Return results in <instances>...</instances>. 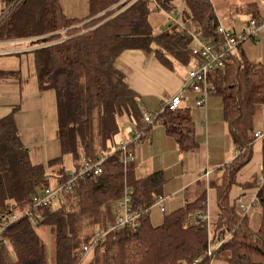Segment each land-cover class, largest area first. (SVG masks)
I'll list each match as a JSON object with an SVG mask.
<instances>
[{
	"label": "trees",
	"instance_id": "1",
	"mask_svg": "<svg viewBox=\"0 0 264 264\" xmlns=\"http://www.w3.org/2000/svg\"><path fill=\"white\" fill-rule=\"evenodd\" d=\"M3 1L0 41L27 40L32 47L15 54H32L39 91L54 93L61 154L47 164L34 162L14 113L0 118V223L10 220L1 232L0 264H264V179L244 185L256 190L251 208L259 210L257 228L250 210L242 212L231 198L239 173L254 154V122L264 106V61L249 59L240 45L224 66L210 73L215 86L210 97L222 100L238 154L214 170L209 189L174 210L165 207L161 223L155 224L151 210L164 197L169 178L163 170L139 176L135 165V146L148 137L153 124L165 128L181 154L200 144L191 109L183 102L160 113V108L146 110L156 117L145 121L139 95L117 67L120 56L140 49L167 67L189 68L195 55L188 31H201L206 40L219 39L213 2L183 0L195 24L192 30L178 22L156 30L153 13L173 10L177 0H88L89 14L82 18L68 16L60 0ZM249 19L260 20L256 14ZM21 76V69H0V81L20 82ZM120 117L134 126L130 137L142 131L126 151L115 139ZM68 154L75 161L73 169L64 164ZM101 158L102 172L77 178L63 198L33 209V199L65 183L83 159ZM262 171L264 177V143ZM213 190L218 213L208 227L197 220V213L209 211ZM126 195L133 210H143L140 217L94 242L95 231L114 223L118 202ZM29 208L31 216L21 214ZM14 214L20 216L11 220ZM40 226L53 228L50 250ZM85 245H90L87 253Z\"/></svg>",
	"mask_w": 264,
	"mask_h": 264
},
{
	"label": "crops",
	"instance_id": "2",
	"mask_svg": "<svg viewBox=\"0 0 264 264\" xmlns=\"http://www.w3.org/2000/svg\"><path fill=\"white\" fill-rule=\"evenodd\" d=\"M211 1L219 22L236 33L241 32L244 24L254 14L264 20V0H225L226 7L220 9L217 5L219 0ZM0 2L3 9L4 1L0 0ZM60 2L68 16L82 18L89 14L88 0H60ZM252 40L251 42L242 43L240 50H243L245 55L251 60L264 61V33L261 38L257 37ZM30 48L32 47L28 46L27 40L0 41V56L15 54ZM117 67L127 76L129 85L139 95L140 108L149 111L159 109L166 98H169L180 89L187 71V68L178 64H175L174 68L167 67L154 54H146L140 49L124 51L120 56ZM21 91L20 84L16 81H0V118L14 113L21 140L30 150L32 160L34 161V157L40 158L47 164L49 160L59 156V150L61 154L57 133L58 128L53 133H49V137H47L46 121L39 109L41 102L37 100L38 96L22 99ZM21 101L26 103L32 111L30 115L31 121L29 125L23 127L22 131L20 126L24 125V120L17 113ZM195 102V93L188 92L183 95V103L191 109L196 124L197 139L200 144L198 149L181 154L174 138H172L174 142L169 140L171 136L167 135L165 128L163 127L164 136H162L160 131L156 127L153 128V126L147 137L149 140L145 141L144 139L142 143L140 142L135 146V165L139 176L147 175L156 170H163L169 178L164 189L166 211L168 208L171 211L184 205L188 201L189 190L195 185L200 188L193 192V199L199 197L205 189H209V180L215 176L214 170L229 163L238 154L230 136L228 125L223 118L221 98L211 96L205 106H197ZM218 110L222 112L221 116H218ZM126 119L130 122L129 118L126 117ZM133 127L130 122L129 128H125L127 131H123L120 140L126 138V136L128 137ZM254 129L255 133L260 132L263 134L260 129L255 127ZM155 133L159 134L158 141ZM49 138H53L55 143V147H51V152L48 146ZM258 139L261 138L255 140L254 148ZM33 146H41V153H33L31 149ZM45 146H47V150ZM157 148H161L160 152L165 153H160L162 158H159L158 162L157 159H152L153 156L148 155L150 150H157ZM71 157L73 158V156ZM198 157L204 160L200 166L197 163L195 164ZM253 160H255V165L251 166L250 164ZM74 162L73 159V165ZM251 162L241 170L237 177V184L234 185L238 188V191L234 197L231 195V198L237 206H240L241 203L248 204L255 196L256 190L245 188L244 185L261 178L263 175L262 149L259 158H255L253 154ZM204 166L206 167L202 171ZM204 181L206 188L202 189ZM248 199L250 200L248 201ZM208 203L210 205V197ZM157 207L155 206L151 210V218L153 223L160 224L163 216L158 220L153 219L154 211ZM210 209L216 217L218 209H212L211 205ZM255 209L257 208H251L249 214L251 215ZM156 211L162 212L161 209Z\"/></svg>",
	"mask_w": 264,
	"mask_h": 264
},
{
	"label": "built area",
	"instance_id": "3",
	"mask_svg": "<svg viewBox=\"0 0 264 264\" xmlns=\"http://www.w3.org/2000/svg\"><path fill=\"white\" fill-rule=\"evenodd\" d=\"M6 13H4L0 19H2ZM191 32L194 37V46L192 51L195 55V61L192 66L187 68L186 75L184 76L183 83L180 89L169 98H166L159 109V113L165 108L176 109L183 102V95L188 92L196 94V105L205 106L208 98L215 89L214 84L210 81V73L219 67L224 66L225 59L234 53L239 46L247 39H255L261 33H264V20L249 19L244 24L240 33H236L231 29L226 28L221 23L217 28L219 39L216 41L206 40L202 37L201 31H188ZM143 116L146 122L151 123L154 121L156 114L149 113L143 110ZM142 136L141 130H135L132 136L128 140H120L119 147L122 150H127L128 144L137 141ZM256 138H262L263 134L260 132L255 133ZM127 156L133 158V153H127ZM104 158H101L97 162H93L90 159H83L80 167L76 170L70 171V178L60 186L47 189L43 194L37 195L33 199V209L40 205L48 204L50 202L63 198V192L72 187L73 182L77 178H85L92 172H102L101 163ZM208 174V173H207ZM264 179L263 175L260 180ZM254 198L248 203H241L240 208L242 212L248 213L252 206L255 204ZM157 205L160 206L161 211L165 210L164 197H160ZM32 208L25 210L21 214L30 215L33 212ZM143 210H133L131 207L130 197L126 195L122 200L118 202L117 215L114 223L107 225L97 231L93 235V241L102 240L107 233L112 230H116L124 227L126 224H134L137 218L140 217ZM20 215L14 214L11 220L17 219ZM197 220L204 223L208 227L211 226V216L209 212H198ZM9 219L3 220L0 223V240L2 239L1 232L9 222ZM84 252L87 253L90 250V245L84 246Z\"/></svg>",
	"mask_w": 264,
	"mask_h": 264
},
{
	"label": "rangeland",
	"instance_id": "4",
	"mask_svg": "<svg viewBox=\"0 0 264 264\" xmlns=\"http://www.w3.org/2000/svg\"><path fill=\"white\" fill-rule=\"evenodd\" d=\"M218 7L220 8H225L226 7V1L225 0H219L218 2ZM172 14L173 17H170L169 15ZM2 5L0 2V18L2 16ZM178 22L180 24H183L184 26H186L187 28H189L190 30L194 29L195 24L190 20V18L187 15V7L185 5V3L183 2V0H177L175 3V8L171 11H160V12H155L153 13V15L151 16V23L152 25L155 27L156 30L161 29L163 26L168 25L170 23H175ZM261 35L263 34H259L257 37L261 38ZM253 41L252 39H247L245 40L243 43L246 42H251ZM257 42V41H254ZM0 68H10V69H21L22 71V76L21 79L18 78L20 80L16 81L20 84L21 87V92H22V99L25 98H29V97H35L38 96L37 100L41 102V107L39 108L41 110V114L44 115L45 117V121H46V136L49 137V133H53L58 127H57V108H56V102H55V97H54V93L51 90H47V91H39L38 87H37V82H36V77H35V73L33 70V65H32V54L30 53H21V54H9V55H3L0 56ZM139 102H140V97H139ZM150 111H155V110H150ZM31 110L30 107L21 101L20 103V107L18 109V114L19 117H21L24 120V125L20 126V129L22 131L23 127L25 125H29L30 123V115H31ZM221 111L218 110V116H221ZM118 125L120 126L121 131H119L116 136L115 139L116 141H119L121 136L123 135V131L126 132L127 128H129L130 122L128 121V119H126V117H120L118 119ZM157 128L160 131V135L164 136V129L163 126L161 125H157V124H153V128ZM254 127L256 129H260V131L263 133V137L261 139H258L256 141V145L254 148V156L255 158H259V156L261 155V149H262V144L264 143V106H262L260 108V110L257 113V116L255 118V122H254ZM126 128V129H125ZM58 133V131H57ZM130 137V135L124 139H128ZM155 137L158 141L159 139V134L155 133ZM229 138V137H228ZM149 140L148 138L145 139ZM172 142L173 139L171 137ZM144 140L141 141V143ZM49 143V150L51 152V147H55V143H54V139H50L48 140ZM58 147V145H57ZM33 153H37L40 154L41 153V146H37L31 148ZM45 149L47 150V146H45ZM161 148L157 150L153 149L150 150L148 152V155L153 156L152 159H158L162 158L160 157V152ZM60 155V150L58 152ZM165 154V153H163ZM72 155H66L64 158V164L66 166L67 169H73L75 167V165H73L72 160L73 158L71 157ZM200 157V156H199ZM199 157L196 159L195 164H199V166L204 162L203 159H199ZM34 162H42L45 163L42 159L40 158H36L34 157ZM251 166L255 165V160H253L250 164ZM206 166L203 167L202 171L205 169ZM53 182V181H52ZM197 188L199 189L200 187L198 186H194L191 190H189L188 193V201L190 199L193 200V192L195 190H197ZM206 188V184L205 181L203 182V188ZM201 190V189H200ZM238 188L237 187H233L232 191H231V195L234 197L235 194L237 193ZM192 194V195H191ZM251 199V198H250ZM248 199V201L250 200ZM55 206H58V203L54 204ZM210 205L212 207V209L216 210L217 208V204H216V196L214 191H211L210 194ZM169 206V205H168ZM156 210H160L159 207H157ZM154 211V216L153 219L154 220H158L161 219L163 214L162 212L159 211ZM207 210H209V214L211 216V221H214V218H216L213 215V212L210 208H207ZM167 211L169 212V208L167 209ZM251 217L253 220V226L255 228L258 227L259 225V210L255 209L254 211H252L251 213ZM258 217V218H257ZM38 231L40 233V235L42 236V238L44 239L48 250H50L51 248V244H52V232H53V228L49 227V226H40L38 227ZM215 264H226L225 262H223L222 260H218L215 262Z\"/></svg>",
	"mask_w": 264,
	"mask_h": 264
}]
</instances>
